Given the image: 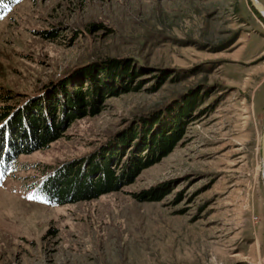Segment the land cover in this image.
<instances>
[{
	"label": "rangeland",
	"instance_id": "1",
	"mask_svg": "<svg viewBox=\"0 0 264 264\" xmlns=\"http://www.w3.org/2000/svg\"><path fill=\"white\" fill-rule=\"evenodd\" d=\"M112 58L144 69L139 90L109 96L6 176L0 165V264H264V20L250 0L0 4V96L47 94ZM192 90L206 102L133 183L63 205L37 194L39 165L87 156Z\"/></svg>",
	"mask_w": 264,
	"mask_h": 264
},
{
	"label": "trees",
	"instance_id": "2",
	"mask_svg": "<svg viewBox=\"0 0 264 264\" xmlns=\"http://www.w3.org/2000/svg\"><path fill=\"white\" fill-rule=\"evenodd\" d=\"M10 3L12 0H0L1 5ZM43 34L48 38L55 36L51 30ZM103 62L83 66L51 82L48 87L52 90L47 94L27 97L20 103L13 95L0 96V165L4 176L22 154L48 147L62 137L75 120L99 114L109 96L139 90L140 83L132 84L142 76L144 69L136 70L128 59L112 58ZM158 87L155 85L152 91ZM206 97L198 91H189L171 100L152 117L128 126L125 132L87 156L57 165H39L38 178H33L31 184L49 205L87 201L119 191L133 183L143 169L173 150L185 133L187 121L198 106L206 102ZM136 145L140 148L137 152ZM129 148L131 152L124 158V151ZM150 195L143 192L137 197L142 201L157 200Z\"/></svg>",
	"mask_w": 264,
	"mask_h": 264
},
{
	"label": "water",
	"instance_id": "3",
	"mask_svg": "<svg viewBox=\"0 0 264 264\" xmlns=\"http://www.w3.org/2000/svg\"><path fill=\"white\" fill-rule=\"evenodd\" d=\"M251 5L264 17V5L258 0H250ZM261 151H262V164L264 168V127L261 139Z\"/></svg>",
	"mask_w": 264,
	"mask_h": 264
},
{
	"label": "bare ground",
	"instance_id": "4",
	"mask_svg": "<svg viewBox=\"0 0 264 264\" xmlns=\"http://www.w3.org/2000/svg\"><path fill=\"white\" fill-rule=\"evenodd\" d=\"M259 1V0H258ZM260 2V1H259ZM260 264V263H259Z\"/></svg>",
	"mask_w": 264,
	"mask_h": 264
}]
</instances>
